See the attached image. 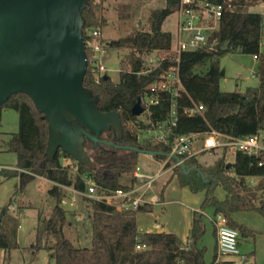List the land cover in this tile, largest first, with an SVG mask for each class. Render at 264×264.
<instances>
[{
  "label": "trees",
  "instance_id": "obj_1",
  "mask_svg": "<svg viewBox=\"0 0 264 264\" xmlns=\"http://www.w3.org/2000/svg\"><path fill=\"white\" fill-rule=\"evenodd\" d=\"M107 1L90 0L83 13L86 39L93 29L107 26V8L104 5ZM195 1L220 3L224 10L218 26L208 33L206 43L181 53L179 65L183 89L176 97L179 120L167 143L157 142L149 135H141L154 131L167 121L171 93L153 91L149 86L175 63L166 59L159 69L148 73L144 71L147 58L153 51L171 56L169 52L174 36L163 30V24L169 16L180 10L182 0H165L163 9H156L149 15L147 28L133 30L106 43L107 50L124 51L119 63L118 82L113 81L106 72L97 83L88 66L84 86L99 97L101 112L117 111L120 114L123 126L119 149L109 145L94 148L92 143H88V148L92 149V159L97 164L95 171L76 162L62 149L52 162L45 159L48 123L30 97L15 94L0 107V114L3 109L17 111L20 121L19 132L13 134L6 143L7 149L17 155L16 168L0 170V177L18 178L15 194L23 192L37 176L51 183L47 194L55 204L50 216L43 220L44 228L39 229L38 236L45 235L48 240L53 239L47 248L56 264H207L204 258L206 248L199 246L206 232L203 221L205 208H213L216 214H223L229 224L244 235L252 231L238 223L233 216L243 211L264 214V166L259 165L261 158L240 151L230 153L228 148H224L223 155L213 164L201 162L200 154L183 162L186 170L181 165L173 168L172 178L177 177L180 186L188 187L195 194L205 192L200 210L193 211L187 243L172 232L138 231V215L150 212L151 205L118 209L115 205L90 197L81 199L91 204V244L88 247L75 246L65 234V227L69 225V211L63 207V201L69 196V191L63 186L86 191L87 177L100 190H130L135 182L133 172L140 164L141 153L135 149L161 153L162 156L154 157L165 160L171 154L174 141L183 135L206 134L214 130L230 137H247L264 130V15L251 10L259 0ZM86 52L90 58V50L86 49ZM236 53L255 56L259 85L248 87L243 92L223 91L220 88L224 77L220 60L225 55ZM139 97L159 100L148 107L146 121L132 114ZM198 106H203V109L195 115L184 112L185 109ZM102 139L114 142L113 132L105 133ZM63 158L72 160L75 165H64ZM176 162L178 157L172 156L165 168H170ZM125 179L128 181L124 182ZM219 186L225 191L224 199L216 195ZM0 226V248H17L16 231L11 239L4 225Z\"/></svg>",
  "mask_w": 264,
  "mask_h": 264
},
{
  "label": "water",
  "instance_id": "obj_2",
  "mask_svg": "<svg viewBox=\"0 0 264 264\" xmlns=\"http://www.w3.org/2000/svg\"><path fill=\"white\" fill-rule=\"evenodd\" d=\"M89 2L0 0V107L12 95L30 97L48 123L45 159L52 162L62 149L95 171L88 143L119 149L123 126L120 114L101 112L99 97L84 86L89 63L83 13ZM143 112L139 97L132 114L139 117ZM108 132H113L114 142L102 139Z\"/></svg>",
  "mask_w": 264,
  "mask_h": 264
},
{
  "label": "rangeland",
  "instance_id": "obj_3",
  "mask_svg": "<svg viewBox=\"0 0 264 264\" xmlns=\"http://www.w3.org/2000/svg\"><path fill=\"white\" fill-rule=\"evenodd\" d=\"M104 5L107 8L108 24L101 29V33L105 43H110L113 39L123 37L133 30L147 28V19L151 12L156 9H163L166 4L165 0H108ZM251 10L264 15V0H259L258 4L253 6ZM179 19V13L176 12L169 16L163 24V30L171 32L174 36L172 48L176 47L179 39H187L186 34H179ZM123 55L124 51L108 50L104 57V63L109 69V76L115 82L119 81V63ZM220 66L225 71L220 82V88L223 91L243 92L248 87L259 85L258 62L253 55L228 54L221 58ZM140 117L146 121L145 112ZM19 128L18 112L13 109H3L0 114V170L16 168L17 155L7 149L6 143L13 134L19 132ZM151 134L153 135V133ZM151 134L145 132L141 137H147ZM197 145L198 148L203 146L201 139ZM222 155L223 150L213 154L204 153L201 155L200 161L213 164ZM232 160L231 157L230 161ZM148 162L149 156L141 153L140 166L143 170L147 169L145 165ZM62 163L75 165L72 160L65 158L62 159ZM127 181V179L124 180V182ZM18 182V178L15 177H0V225H4L11 239L16 231L18 243V247L11 250L0 248V264H56L53 254L47 248L52 244L53 239L48 240L45 235L38 236L39 229L43 230L44 228L43 220L50 216L55 204L54 200L47 194L51 183L45 178L37 176L26 186L23 192L15 194ZM199 193H196L197 197L192 198L191 201L183 198L182 200L194 206L196 205L195 200L197 201L202 197ZM216 195L220 199L225 198V191L221 186L216 189ZM173 197L178 198V193H174ZM63 207L69 211V225L65 227L66 236L75 246L88 247L91 244L92 235L91 221L89 220L91 204L85 199L78 198L74 203H63ZM208 209L209 207L205 208L206 211ZM141 216L140 226H142ZM233 218L252 231L249 235L240 234L239 236L240 254L249 257L244 264H264V214L257 211H243L235 214ZM161 221L165 224L168 221L178 224L177 218L172 217L171 219L168 212L163 214ZM203 221L206 229L205 234L209 233L208 238H204L206 235L202 237L206 246L204 258L207 264H211L216 255V244L213 238L212 224L205 217H203ZM222 260L230 261L228 264H239L240 257L224 256Z\"/></svg>",
  "mask_w": 264,
  "mask_h": 264
},
{
  "label": "built area",
  "instance_id": "obj_4",
  "mask_svg": "<svg viewBox=\"0 0 264 264\" xmlns=\"http://www.w3.org/2000/svg\"><path fill=\"white\" fill-rule=\"evenodd\" d=\"M223 10L224 7L220 3L182 0L181 8L178 11L180 17L178 30L180 35L186 34L187 39H179L176 47L170 50L169 54L171 56L169 57L157 50L148 56L144 73L159 69L166 59L175 63L157 81L149 86L153 91H169L172 95L167 121L154 131H149L150 134L153 133V135L149 136L153 137L157 142L167 143V138L173 127L177 126L179 120L176 97L179 96L180 91L183 89L179 65L181 53L187 50H194L206 43L208 33L218 26ZM85 41L86 49L91 52L90 58L88 57V66L90 65L91 67L95 81L99 83L101 77L106 72H109L104 63V57L108 50L106 48L107 44L103 40L101 29L95 28L90 31L87 39L85 37ZM158 101V99L145 100L142 98L145 114L148 107L152 104H157ZM202 109L203 106L191 107L185 109L184 112L192 116ZM200 139L203 142V146L198 148L197 143ZM224 148H228L232 153L240 151L247 155L260 157L259 165L264 166V130L247 137H230L214 130L206 134L191 133L180 136L174 141L171 154L165 160H161L163 161V167L156 172L147 173L139 164L132 175L135 180L132 189L100 190L92 179L85 177L88 185L86 191L63 186L64 189L69 191V196L64 199L63 203H74L78 198L90 197L97 201L115 205L118 209H137L142 205H151L153 207L162 201V192L157 189V186L167 172H173L175 166L182 164L190 157L204 153L213 154L219 150H224ZM172 156H177L179 161L170 168H165ZM75 171H77V168H75ZM211 222L215 226L217 236V255L211 264H221L224 256L240 257L239 264H244L245 256L241 255L239 250V231L229 224L228 219L223 214H215L211 218Z\"/></svg>",
  "mask_w": 264,
  "mask_h": 264
},
{
  "label": "crops",
  "instance_id": "obj_5",
  "mask_svg": "<svg viewBox=\"0 0 264 264\" xmlns=\"http://www.w3.org/2000/svg\"><path fill=\"white\" fill-rule=\"evenodd\" d=\"M148 155V154H147ZM149 156V162L146 170L147 173H154L163 167V161L155 158L152 155ZM173 172H167L162 180L158 183L157 189L162 192V201L152 207L150 212L140 213L138 215V231L140 233H162V232H172L179 236V238L187 243L189 241V234L192 228L193 211H199L200 205L205 198V192H200L201 198L195 200L196 205L192 206L185 203L183 199H188L191 201L192 198H196V194L192 193L188 187L180 186L177 177L172 178ZM169 182V183H168ZM168 183V184H167ZM174 193H178V198H174ZM168 212L172 217L177 218L178 224L176 222L168 221L166 224L161 221L163 214ZM204 217L212 224L213 228V238L216 244L217 250V236L214 224L211 222V218L216 214L213 208H209L207 211H203ZM142 215V216H141ZM140 216L142 217V226H140ZM204 238H208L209 233L205 234ZM200 247H206L204 240L200 241ZM248 259L245 256V262ZM244 262V263H245ZM222 263L228 264L230 261H223Z\"/></svg>",
  "mask_w": 264,
  "mask_h": 264
}]
</instances>
